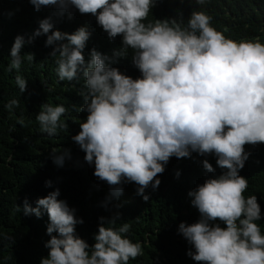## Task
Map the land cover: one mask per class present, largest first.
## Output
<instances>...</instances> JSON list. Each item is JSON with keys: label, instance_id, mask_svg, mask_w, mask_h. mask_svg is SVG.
<instances>
[{"label": "clouds", "instance_id": "1", "mask_svg": "<svg viewBox=\"0 0 264 264\" xmlns=\"http://www.w3.org/2000/svg\"><path fill=\"white\" fill-rule=\"evenodd\" d=\"M29 2L37 11L55 6L63 15L71 6L80 14H91L110 40L122 36L123 48L114 53L116 57L133 50L132 62L142 78L133 79L108 66L110 58L95 49L86 64L83 50L91 36L87 25L72 34L51 31L49 17L28 38L31 43L51 32L45 46L67 40L49 55H58L59 81H79L82 73L86 91L79 92L85 101L80 111L88 115L72 139L86 153L85 161L94 163V175L112 186L114 195L123 192L122 182H134L137 194L148 201L145 190L150 185L158 188L161 181L154 178L164 172L172 156L215 154L217 165L226 171L188 193L200 219L192 224L182 222L178 228L195 249L187 255L199 264H264V235L256 223L261 219L260 205L255 195L244 197L248 179L239 175L250 155L244 146L264 143V43L259 37L239 41L226 37L203 10H193L185 27L183 22L167 19L145 23L155 0ZM159 2L172 5L174 0ZM195 2L204 5L208 0ZM24 44V37L16 36L9 72L20 70ZM26 59L33 62L34 54H27ZM15 82L23 93L27 80L17 75ZM18 106L19 101L12 99L5 108L11 111ZM67 111L63 105H41L35 117L41 133L55 136L58 129H66L61 117ZM56 152L53 148V161L62 166L64 155ZM203 167L215 172L207 160ZM59 194L57 189L38 198L35 208L24 202L25 215L34 213L39 218L43 208L50 220L47 234L51 238L45 244L49 253L40 264H129L143 254L142 244L125 235L130 223L106 227L104 217H100L89 251V244L75 235V226L83 219L57 199ZM16 210H21L19 205ZM217 220L226 227L210 224ZM114 224L115 219L108 221Z\"/></svg>", "mask_w": 264, "mask_h": 264}, {"label": "trees", "instance_id": "2", "mask_svg": "<svg viewBox=\"0 0 264 264\" xmlns=\"http://www.w3.org/2000/svg\"><path fill=\"white\" fill-rule=\"evenodd\" d=\"M159 1L155 0L145 23L167 19L183 22L185 27L193 10H203L212 17V26L226 37L236 41L259 37L264 43V0H208L204 5H197L195 0H174L172 5ZM69 12L60 15L55 6H42L37 11L29 0H0V264H40L41 258L48 256L45 244L51 237L47 234L50 224L47 211L42 208V215L37 218L34 213L25 215L23 206L27 200L35 208L38 198L57 189L60 193L57 199L65 201L75 210V216L83 219L82 224L75 226V235L89 244V251L95 243L100 217H104L106 227L119 228L130 223V231L125 235L142 244L143 254L130 259L129 264H199L187 255L195 249L178 228L182 222L192 224L200 219L188 193L226 169L217 165L215 154L202 156L192 152L190 157L172 156L164 172L154 178L161 181L158 188L150 185L145 190L148 201L137 194L138 185L134 182H122L123 192L114 195L112 186L94 175V163L89 165L85 161L86 153L72 139L88 115L80 111L85 104L79 94L81 89L86 91L84 79L81 73L79 81H59L55 62L58 55L55 58L49 55L67 40L45 46L51 32L35 37L31 43L28 38L39 28V22L49 17L53 24L51 31L72 34L87 25L91 36L83 50L86 64L95 49L108 56L106 64L121 73L133 79L142 78V74L132 62L131 48L123 57L114 55L123 48L122 36L110 40L95 16L80 14L71 6ZM18 35L25 39L20 53L22 64L18 72L15 69L9 72L10 50ZM29 53L34 54L33 62L26 59ZM17 75L27 80L23 93L16 85ZM12 99L18 100L19 106L9 111L5 105ZM45 103L68 109L61 117L67 128L58 129L55 136L41 133L35 118ZM53 148L57 150L55 155H64L62 166L54 163ZM244 150L250 155L239 170V175L248 179L243 195L257 197L261 219L256 223L264 235V143L246 144ZM204 160L213 166L214 173L203 167ZM17 205L21 208L19 212ZM113 219L115 224L108 225ZM215 223L226 227L219 220L210 222Z\"/></svg>", "mask_w": 264, "mask_h": 264}]
</instances>
